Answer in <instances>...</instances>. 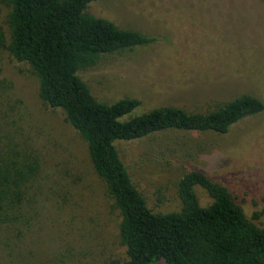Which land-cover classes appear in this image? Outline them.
<instances>
[{
    "label": "trees",
    "instance_id": "1",
    "mask_svg": "<svg viewBox=\"0 0 264 264\" xmlns=\"http://www.w3.org/2000/svg\"><path fill=\"white\" fill-rule=\"evenodd\" d=\"M97 1L0 0V13L5 10L2 23L0 19V264L37 262L46 252L38 250V243L45 242L39 234L50 208L61 216L72 214L74 191L89 175L69 157L64 160L55 150L57 141L34 124L12 82L2 76L4 53L28 69L37 81L39 101L60 111L84 142L91 173L104 184L119 215L117 241L124 251L119 264H264V227L245 216L224 186L192 169L177 183V209L154 212L119 152L122 143L162 133L226 135L241 121L262 114L264 101L242 94L202 113L165 105L133 116L138 99L98 101L79 76L102 56L158 48L172 40L179 44L173 29L178 23L196 30L206 26L208 17L209 28L218 29L215 18L223 16V5L213 0L187 23L171 15L172 28L156 17L155 32L148 33L93 15L89 9ZM253 1L264 11V0ZM163 6L169 10L164 1ZM220 23L228 35V23ZM222 31L218 29L220 39L216 36L220 43L209 32L199 38L211 39L214 50L242 46L225 40ZM160 156L146 162H164L166 156ZM196 187L206 193L207 204L200 203Z\"/></svg>",
    "mask_w": 264,
    "mask_h": 264
},
{
    "label": "rangeland",
    "instance_id": "2",
    "mask_svg": "<svg viewBox=\"0 0 264 264\" xmlns=\"http://www.w3.org/2000/svg\"><path fill=\"white\" fill-rule=\"evenodd\" d=\"M163 1L169 10L165 11ZM212 1L99 0L89 11L121 27L154 33L156 17L168 20L166 27L172 28L171 15L184 18L187 23L186 18L192 19L198 9L214 5ZM231 1L219 0L223 16L215 19L220 20V31V22L228 23L229 37L223 31L222 35L225 40L242 45L238 48H220L215 44L219 49L214 50L211 39L199 38L206 32L221 38L218 29L209 28L206 17V26L196 30L178 23L173 29L180 35L179 44L172 40L158 48L143 47L102 56L93 67L81 70L79 76L98 101L112 104L124 98L138 99L141 104L133 116L165 105L202 113L242 94L264 101V11L253 0ZM4 14L2 10L1 23ZM236 32L249 36L241 38ZM217 41L220 43L216 38ZM1 65L2 76L12 82L34 124L57 141L55 150L64 160L69 157L74 166L89 173L74 191L76 205L72 214L61 216L60 211L50 208L39 234L45 242L38 243V250L46 252H41V258L33 264L121 263L124 251L117 241L119 215L104 184L91 173L84 142L60 111L45 108L39 101L37 81L24 65L5 53ZM119 152L154 212L177 209V183L184 174L196 169L224 186L245 216L264 227V112L241 121L226 135L162 133L122 143ZM161 154L166 156L164 162H146L148 157L160 158ZM195 191L201 204L209 202L203 190L196 187Z\"/></svg>",
    "mask_w": 264,
    "mask_h": 264
}]
</instances>
